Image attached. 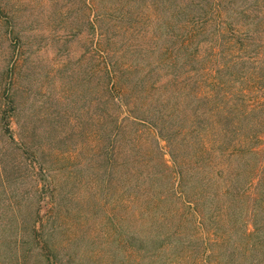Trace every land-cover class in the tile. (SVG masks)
Instances as JSON below:
<instances>
[{"label": "rangeland", "instance_id": "1", "mask_svg": "<svg viewBox=\"0 0 264 264\" xmlns=\"http://www.w3.org/2000/svg\"><path fill=\"white\" fill-rule=\"evenodd\" d=\"M113 1L0 0V264H164L168 255V260L179 261L192 256L193 249L183 248L188 242L180 241L177 233L164 242L160 228L147 232L140 224L142 236L154 242L134 245L130 237L131 194L172 193L166 187L168 172H161L162 177L146 175L157 165L163 168L164 154L169 159L175 154V167L187 162L183 168L196 172L188 185L183 184L187 194L202 199L205 191V197L226 192L233 212L244 199V211L264 208V107L250 110L248 100L262 102L264 96V0H188V13L180 15V23L176 18L180 29L201 8L217 4L226 29L221 32L218 25L221 16L210 14L208 23L190 31L194 36L189 51L197 52L201 44V64L192 65L176 46L168 51L176 66H170L166 55L148 51L146 46H156V38L142 37L132 28L137 17L120 19V12L112 10ZM138 2L125 4L136 9ZM242 9L249 17L238 14ZM167 14L175 17L171 9L163 11ZM94 21L103 28L97 26L103 37L91 27ZM122 28L132 34L119 35ZM173 38L159 42L167 47ZM134 47L139 54L132 56ZM256 57L263 60L262 69L255 66ZM124 63L138 75L152 72L166 83L172 77L195 79L202 72V88L210 90V73L222 71L219 81L224 84L241 87L243 80L249 84L251 79L250 85L256 82L258 88L242 100L230 97L218 111L199 110L198 119L207 126L189 145L183 141V136H191L187 129L170 136L161 124L152 130L154 123H137L115 111L113 96L101 90V75L108 73L107 64L112 72ZM139 80L125 84L141 88ZM183 101L179 105L188 111L162 123L167 128L179 127V119H194L195 107L187 97ZM166 107L177 115L178 105ZM247 110L258 122L245 115ZM252 127L256 131H250ZM230 151L236 160L224 158ZM247 185L250 190L240 192ZM234 216L224 231L232 228ZM253 219L244 216L249 225ZM260 222L264 240V220ZM141 244H151L153 250Z\"/></svg>", "mask_w": 264, "mask_h": 264}, {"label": "trees", "instance_id": "2", "mask_svg": "<svg viewBox=\"0 0 264 264\" xmlns=\"http://www.w3.org/2000/svg\"><path fill=\"white\" fill-rule=\"evenodd\" d=\"M132 0H114L112 5V10L118 11V17L120 19L136 18V21L141 26L132 27L133 29H139L141 31L142 37L149 36V38H156V46H146L148 51L156 55L159 54L166 55L165 60L170 61V66H176L172 60V53L168 52L169 50H174L176 46H179L183 51V57L188 55L191 60L192 65L197 61L201 64L202 52L199 44L197 47V52L195 50L189 51L190 44L192 43V37L194 36L190 31L196 28L198 29L202 24L208 23L211 20L210 14L215 18L221 16L219 12V7L221 4L211 6L210 8L203 9L199 12L198 16H192L182 24V28L176 23V18L180 23L181 14L188 13V0H139L138 8H133L127 6L125 3ZM203 5V3L201 2ZM166 5L169 8H166ZM214 5V4H213ZM166 9L168 11L171 9L174 14V18L170 17L168 14L163 15V11ZM206 14V15H203ZM242 17H249L250 14L242 9L238 13ZM177 15V16H176ZM181 15V16H180ZM203 15V16H202ZM188 17V16H187ZM97 20V19H96ZM180 25V24H179ZM221 32H224L226 29V21L221 16L219 19ZM223 25V26H222ZM97 26L101 28L97 21L92 22L91 27H96L97 35L103 37V30H99ZM141 27V29H140ZM103 29V28H101ZM234 29L238 31L237 29ZM179 30V31H178ZM132 30L128 28H122L119 31L125 35H130ZM173 38L171 40L172 44L165 46L160 44V38ZM248 39V38H246ZM139 48L134 47L131 50L132 56L138 55ZM263 60L256 57L255 66L259 67ZM130 63H124L120 66V69H115L111 72V66L106 65V68L109 70L108 73L102 77L101 75V84L103 91L110 92L113 96L114 108L118 113L126 114V116L135 122H143L144 124L154 123L152 130H155L157 127L155 124H161L163 129L169 130V135L173 136L176 133L183 135L185 129L191 132V136H183V141H186L191 145V139L200 134V130H203L207 124L205 121L198 119L199 110H207V113L211 111H218L220 107H224L226 103L230 100V97L239 96L238 100L249 96L252 92L250 90H255L254 87L258 88L256 82L253 85L251 84V79L248 80L249 84H245L246 80H243V84L240 86H234L230 84H224V80L219 81L222 76V71H219L221 75H212L210 73V80L208 83H211L210 90L207 88H202V84L205 82L202 72L199 75H196L195 79L188 80L184 78L183 80L169 78L166 81H162L158 78L153 77L152 72L144 73L138 75L136 69L132 72V69L129 68ZM211 67V66H209ZM205 69L206 67H201ZM191 69L193 66H191ZM198 70V69H196ZM213 71V70H212ZM177 74V73H175ZM137 78H140L139 82L143 83V87L138 88V84L135 86H128L125 82H133ZM264 80V77H262ZM147 82V84H146ZM125 84V85H124ZM146 84V85H145ZM207 84V83H206ZM264 85H261L262 87ZM247 88H250L249 90ZM137 90V93H133L132 90ZM189 90L186 94V90ZM174 92V93H172ZM188 95V96H186ZM191 95V96H189ZM187 97L188 101H191L193 108L192 115L194 119L190 120H180V126L167 128V123L174 118L180 117L181 112H187L185 105H179L180 102L184 103V99ZM180 99V100H179ZM182 100V101H181ZM249 107L251 109H261L264 107V96L262 102H256L255 99L249 98ZM173 104L177 115L169 114L166 107L167 105ZM255 105V106H254ZM218 109V110H216ZM233 113V112H232ZM245 115L251 114L250 111H245ZM256 114V113H255ZM252 116V118H251ZM250 119L255 122L257 121L256 115L251 114ZM198 119V120H197ZM245 119V118H244ZM153 121V122H152ZM249 122V121H248ZM258 122V121H257ZM162 123H165L162 124ZM256 123V122H255ZM205 126V127H204ZM256 128H250V131L254 132ZM261 134V129L258 131ZM264 133V132H262ZM257 135H252L253 138ZM189 138L190 140H187ZM259 138L257 136L255 139ZM251 152H256V148H250ZM230 154V155H229ZM226 159H231L232 161L236 160L237 155L234 151H230ZM243 156V155H241ZM223 159V158H222ZM229 161V160H228ZM230 161V162H232ZM162 169L160 167L149 169L146 175L153 177L159 174L162 177L161 172L164 170L168 172L167 174V191L172 192L168 197L165 196H150L149 192H145L146 195L142 196L137 191L131 194L129 202L131 205V216H132V233L130 237L134 241V245L137 241H150L151 238L147 239L145 236H142L140 230V224L142 227L149 232L153 228H160L159 236L161 237L162 233H165V239L172 238L176 235L180 241H187V245L184 247H189L193 249L191 254L192 256L185 255L182 261H179L178 258L168 260V256L164 258V264H262L264 261V240H261L260 233L263 230L260 219L264 220V208L259 209L255 212V207H250V211L242 210V206H245L246 199L240 200V203L237 204L238 210L236 212L231 211L230 205L228 204L226 192L222 194H215L212 197H205L207 191H202L203 198L200 196H195L190 193L187 194V191L184 189L183 184L188 185V180L196 174L192 173L190 167H184L187 165V162L184 163L181 167L177 168V161L175 159V154H170V159L165 157V154L161 161ZM160 165V166H161ZM135 170V167L133 168ZM138 172L134 171L133 176L137 175L139 179ZM189 173V174H188ZM254 180H250V186H253ZM249 185L246 187L240 188V192H246L250 190ZM209 194V193H208ZM232 194V193H230ZM193 195V196H192ZM210 195V194H209ZM209 200V206L206 207V200ZM120 202L123 203V201ZM243 202V203H242ZM121 205V204H120ZM249 207L248 205L246 208ZM229 216H225V213ZM260 213V214H259ZM234 214V223L232 228L227 232L224 231L225 225L231 223L230 216ZM251 215L253 219V225H249L246 221L244 222V216ZM229 217V218H228ZM121 222V221H120ZM142 222V223H141ZM243 225V226H242ZM260 226V228H259ZM136 227L134 231L133 228ZM138 227V228H137ZM253 227V228H251ZM139 230V231H138ZM185 231L187 236L185 235ZM151 235V234H150ZM168 241L167 239L164 241ZM153 243L154 241H150ZM142 245V244H141ZM144 248H148V252L153 250L151 244L148 246L142 245ZM141 246V247H142ZM161 248V247H160ZM161 254V251H160ZM188 257H190L188 260Z\"/></svg>", "mask_w": 264, "mask_h": 264}]
</instances>
